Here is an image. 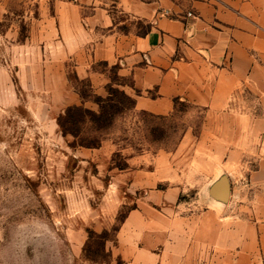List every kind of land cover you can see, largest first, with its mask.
Instances as JSON below:
<instances>
[{"label": "rangeland", "instance_id": "obj_1", "mask_svg": "<svg viewBox=\"0 0 264 264\" xmlns=\"http://www.w3.org/2000/svg\"><path fill=\"white\" fill-rule=\"evenodd\" d=\"M55 1L0 0V264H129L138 250L169 252L178 230L201 235L204 217L216 231L240 223L246 232L253 199L264 198V97L243 87L219 113L186 102L162 116L125 105L104 126L85 118L65 134L68 107L97 113V98L129 81L105 63L90 64L96 86L76 76ZM111 6L119 33L149 29ZM224 183L227 194L218 192ZM216 253L210 264H223Z\"/></svg>", "mask_w": 264, "mask_h": 264}, {"label": "crops", "instance_id": "obj_2", "mask_svg": "<svg viewBox=\"0 0 264 264\" xmlns=\"http://www.w3.org/2000/svg\"><path fill=\"white\" fill-rule=\"evenodd\" d=\"M185 1H55L60 43L67 42L74 51L76 76L96 86L90 64L113 66L119 78L129 81L121 88L134 99V110L158 116L172 112L176 102L222 112L243 87L264 97V0ZM110 3L116 12L148 24L149 30L142 35L119 33ZM84 9L90 13L83 14ZM96 29L106 32L97 37ZM78 101L74 94L71 102ZM256 126L262 130L264 148V121ZM258 200L252 201L246 232L240 223L216 231L204 217L197 239L178 230L169 252L160 256L138 250L128 263L159 264L170 258L172 264H210L213 247L225 259L223 264H232L228 258H254V264H263L264 198Z\"/></svg>", "mask_w": 264, "mask_h": 264}, {"label": "trees", "instance_id": "obj_3", "mask_svg": "<svg viewBox=\"0 0 264 264\" xmlns=\"http://www.w3.org/2000/svg\"><path fill=\"white\" fill-rule=\"evenodd\" d=\"M96 104L98 106L97 113L82 106L68 107L63 116L59 118V127L62 132L65 134H76L78 132V125L85 118H88L96 125L104 126L111 122L114 115L121 113L125 105L134 109V99L112 88L108 89V95L105 98L98 97Z\"/></svg>", "mask_w": 264, "mask_h": 264}, {"label": "water", "instance_id": "obj_4", "mask_svg": "<svg viewBox=\"0 0 264 264\" xmlns=\"http://www.w3.org/2000/svg\"><path fill=\"white\" fill-rule=\"evenodd\" d=\"M218 192L222 193V194H227L228 193V185L226 183H224L223 185H220V187H218Z\"/></svg>", "mask_w": 264, "mask_h": 264}]
</instances>
